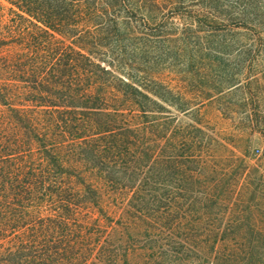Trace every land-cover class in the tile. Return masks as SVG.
<instances>
[{"label": "trees", "instance_id": "trees-1", "mask_svg": "<svg viewBox=\"0 0 264 264\" xmlns=\"http://www.w3.org/2000/svg\"><path fill=\"white\" fill-rule=\"evenodd\" d=\"M6 1L17 11L0 14V264H264V217L227 218L231 189L179 178L188 157L200 175L215 141L167 156L162 80L100 59L104 41L136 33L134 11L186 4Z\"/></svg>", "mask_w": 264, "mask_h": 264}, {"label": "rangeland", "instance_id": "rangeland-1", "mask_svg": "<svg viewBox=\"0 0 264 264\" xmlns=\"http://www.w3.org/2000/svg\"><path fill=\"white\" fill-rule=\"evenodd\" d=\"M192 1L173 0L186 7L172 12L170 8H150V2L149 9H138L137 0H133L138 11H134L132 30L128 31L136 33L128 36L124 28L123 35L104 41L109 44L110 53L100 50V59L113 62L116 73L162 80L167 100L162 104L161 116L166 123L167 156L174 147L179 153L197 156L203 140L211 137L215 141L212 150L204 152L209 161L198 171L200 175L195 174L200 168L197 158L183 160L186 172L184 178L179 177L181 181L193 184L198 178L202 183L219 184V189L226 186L231 189L227 199L234 206L220 213L227 218H261L264 217V0ZM211 5L215 9H210ZM11 10L17 11L6 0H0V14L9 19ZM178 107L189 111L179 112ZM231 150L237 156L245 155L243 168L230 155ZM167 161L170 168L169 158ZM165 182L169 193L172 189L169 169ZM208 193L213 194L214 189L211 187Z\"/></svg>", "mask_w": 264, "mask_h": 264}]
</instances>
